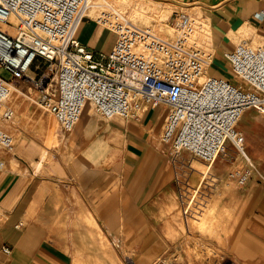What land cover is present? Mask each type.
Instances as JSON below:
<instances>
[{"label": "crops", "instance_id": "obj_1", "mask_svg": "<svg viewBox=\"0 0 264 264\" xmlns=\"http://www.w3.org/2000/svg\"><path fill=\"white\" fill-rule=\"evenodd\" d=\"M156 1L191 13V45L212 56L209 76L231 80L225 54L244 40L264 44V0ZM91 13L79 40L96 53H109L116 37ZM13 93L5 107L15 118L0 122L15 141L12 153L0 148L6 163L0 170V264H128V257L158 264L179 254L177 260H185L189 221L200 222L202 198L209 200L203 223L209 231L200 233L197 224L194 229L220 252L222 259L214 261L264 264V181L255 174L239 185L229 175L241 163L223 158L207 165L185 152L176 163L172 144L161 139L166 107L126 121L106 120L87 106L72 132L56 122L60 141L48 146L50 120L37 119L28 95ZM259 117L248 110L238 130L264 174ZM215 181L217 191L207 194Z\"/></svg>", "mask_w": 264, "mask_h": 264}, {"label": "built area", "instance_id": "obj_2", "mask_svg": "<svg viewBox=\"0 0 264 264\" xmlns=\"http://www.w3.org/2000/svg\"><path fill=\"white\" fill-rule=\"evenodd\" d=\"M89 9V0H0V25L9 28L0 26V69L12 75L10 80L0 76V122L14 120V110L5 104L13 92L25 95L20 82L39 93L29 94V100L52 114L64 133L75 129L87 106L106 120L126 121L163 106L168 114L161 139L172 144L176 163L187 152L212 165L231 158V146L248 166L229 178L241 186L255 174L264 181L238 130L248 110L264 118V44L244 40L225 54L240 81L233 83L206 74L212 56L191 45L196 32L192 15L180 14L174 38L166 40L116 11L102 12L96 21L116 40L109 53H96L78 37ZM33 71L39 78L31 76ZM0 148L9 153L15 148L14 137L1 127ZM5 165L0 157V170ZM217 187L215 181L207 194ZM128 264L136 263L128 257Z\"/></svg>", "mask_w": 264, "mask_h": 264}, {"label": "rangeland", "instance_id": "obj_3", "mask_svg": "<svg viewBox=\"0 0 264 264\" xmlns=\"http://www.w3.org/2000/svg\"><path fill=\"white\" fill-rule=\"evenodd\" d=\"M90 9L92 10V15L97 18L99 14L102 12H111L116 11L118 14L122 15L124 18L129 20L131 23L136 25L137 27L141 29H150L152 32L163 39L168 40V38L171 40V38H174V31L173 29L176 27L177 20L180 16V14H190L188 12H182V11H176L173 6H170L166 3H161L156 0H89ZM175 11V12H174ZM2 27H6L7 25H0ZM196 37V35H195ZM116 40V39H115ZM231 76V81L233 83H240L238 78H235L232 74L230 67L228 68ZM45 70V69H44ZM0 76L6 80H10L12 78V75L10 72H8L5 68L0 69ZM31 76H34L36 78H39L38 75L33 71L31 73ZM50 78V82H53V76L48 75ZM20 91L23 92L26 96L29 95V93L37 97L39 93L34 89L31 88L29 84L25 82H20ZM18 92H14L13 94H17ZM32 103V102H31ZM34 104V110H37V119L40 118L41 121H49L50 120V129L49 133L47 135L46 143L48 146H51L52 143L55 145L58 144V141L60 139L58 138V127L56 124V120L52 114H49L48 112H45L42 108H40L37 104ZM87 108V107H86ZM91 106H89L88 111H90ZM255 110V109H251ZM255 117H257L256 114H254ZM258 118V117H257ZM36 119V118H35ZM259 119H263L262 117H259ZM262 121V120H261ZM54 122L55 126H52V123ZM245 148H246V140H245ZM230 149L232 151H229V157L227 161L230 163H241L240 168L236 169H243L248 166L247 160L236 150L230 146ZM15 151V148H14ZM13 151V152H14ZM247 151V148H246ZM12 153V152H11ZM251 160L256 164L255 159L251 157V155L248 153ZM48 159V155H45L43 157V160L46 161ZM200 165L203 169L205 166L199 162L195 161ZM256 166V165H255ZM207 198H202L200 200L201 202V213L202 217L199 219L200 222H195L190 219L189 221V233L191 235H188L186 237V245L184 247L185 251H182L184 255H186L185 260L180 259L177 260L179 256L175 257H168L165 259L164 264H217V262L214 261V259H222L220 256H217L220 254L218 250H216L214 247L209 245L208 240L205 238L197 237L196 230L194 229L195 225L197 224L198 227L200 226V233H206V231H209L208 224L203 225L205 223V218L207 215V212L209 211V206ZM191 206V205H190ZM193 225V226H192ZM193 228V229H192ZM163 263V262H162Z\"/></svg>", "mask_w": 264, "mask_h": 264}, {"label": "bare ground", "instance_id": "obj_4", "mask_svg": "<svg viewBox=\"0 0 264 264\" xmlns=\"http://www.w3.org/2000/svg\"><path fill=\"white\" fill-rule=\"evenodd\" d=\"M2 29L5 30V31L9 30V28H6V27H2ZM173 31H175V28L173 29ZM12 89H13V90H16L15 87H12Z\"/></svg>", "mask_w": 264, "mask_h": 264}]
</instances>
